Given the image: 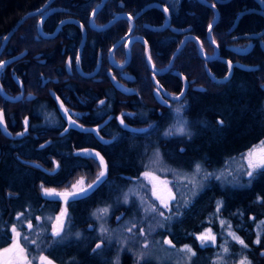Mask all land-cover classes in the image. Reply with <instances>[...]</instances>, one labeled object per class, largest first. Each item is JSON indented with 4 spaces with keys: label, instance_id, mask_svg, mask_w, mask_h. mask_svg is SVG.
I'll list each match as a JSON object with an SVG mask.
<instances>
[{
    "label": "trees",
    "instance_id": "trees-1",
    "mask_svg": "<svg viewBox=\"0 0 264 264\" xmlns=\"http://www.w3.org/2000/svg\"><path fill=\"white\" fill-rule=\"evenodd\" d=\"M48 0H0V44L3 38L12 30L16 24L28 13L35 12L42 8ZM212 2V0H206ZM100 2V0H52L50 6L64 7L70 10L72 15L87 28V23L92 10ZM158 2L168 9L171 24L180 29L189 28V32L199 40L204 55L210 56L214 54V49L207 40L206 31L209 23L214 20V11L204 4L196 0H106L105 4L99 8L93 15L92 21L94 26L99 27L106 24L116 12H125L128 15L136 14L142 7L148 3ZM247 6L256 7L255 0H230L226 3L217 4L218 20L211 29L212 42L218 48L219 58L208 62L202 61L197 52L196 44L193 40L188 39L184 42L183 47L174 57L171 70H177L188 77L199 78L200 82L205 80L204 68L206 67L215 77H222L226 71V65L221 62L225 59L229 62L240 61L252 67V70H241L235 68L232 78L225 84L216 85L208 84L207 95H197L194 100L195 119L206 122L196 131L195 137L186 146V152L183 155H189V159L194 157L207 164L211 160L218 161L223 156L230 153L237 154L244 151L247 147L264 139V55L260 49V44L264 45V34L258 40H254V46L246 56L235 55L229 50L232 46L244 45L245 40H237V36L243 34L258 33L264 28V17L257 13L243 14L232 28L234 19L239 12ZM59 13H54L44 24L43 28L47 31L54 30L58 23ZM164 19L162 11L156 8L147 9L135 21L133 26L134 34L142 36L147 45L151 64L155 69L164 68L167 65L170 56L183 38L181 34H173L168 30L162 32H152L145 28L146 25H159ZM23 22V23H22ZM35 17L30 16L21 21V25L14 30V34H10V41L5 42V46L0 52V57H5L6 49L12 44L13 50L17 49V53L21 49L27 48L28 52L37 49L40 53V59L46 58L47 62H52V66L56 67L62 61L61 50L58 45V39L55 40H36L35 39ZM129 25L126 19H118L104 30L93 31L88 30L91 45L86 48L87 59L90 60L95 55V46H98L106 55L107 50L116 38L126 32ZM75 41L78 38V29L72 27ZM118 32V34H117ZM61 35V34H60ZM77 35V36H76ZM20 36V37H19ZM60 40H67L66 36H59ZM22 44L16 45L15 43ZM94 49V50H93ZM35 52L29 53V58ZM129 61L127 69L140 80L142 84L141 93L150 95L151 80L150 71L147 67L144 46L139 40H134L129 45ZM115 61L124 60V50L122 46L117 47L113 51ZM88 60L87 63H90ZM86 63V65H88ZM24 66H39L38 62L31 59V64L24 63ZM56 65V66H55ZM32 68V69H34ZM33 71V70H31ZM8 73V72H7ZM199 74V77L195 76ZM35 77V76H34ZM162 84L173 88L178 82L176 78L169 73L157 77ZM3 86H8L9 78L0 80ZM11 83V82H10ZM12 84V83H11ZM10 84V87L16 89V85ZM83 90H85L84 87ZM95 90V89H94ZM205 120V121H204ZM223 121V123H218ZM20 123L17 124V129ZM127 137H120V147L112 150V155H107L109 160V175L118 179V175L126 172L135 163L136 154L132 152L133 142L127 144ZM16 144V143H14ZM4 154L0 158V217L5 222L2 226L0 234V248L7 244V229L10 225H16L21 236H28L29 243L27 253L32 254L33 247H38L42 253L52 259H65L67 262L74 264H97L96 259L89 255L91 246L87 245L86 240L71 239L68 242H58L57 237L50 234V229L46 222L38 223L34 216L39 214L42 217L46 214V207L39 208L42 201L40 200L36 188L38 183L54 186L61 185L64 179H51L44 175L42 170L29 165L18 162L15 156L26 157L25 148L19 146L6 149L7 144L0 145ZM117 149V150H115ZM176 150H178L176 148ZM181 156V155H179ZM33 157H41L40 153H35ZM43 158V157H42ZM64 158V153L60 156ZM34 159V158H33ZM45 166L50 167L48 161L45 160ZM118 164V166H114ZM126 164V165H125ZM130 166V167H128ZM65 173H70L72 163L66 164ZM81 169L90 171L92 166L86 164ZM120 177V176H119ZM105 186H100L90 195L73 202L67 214L70 218L69 223L72 226V232L86 231L88 211L98 205L100 202L108 200L109 197H103ZM106 188V187H105ZM107 189V188H106ZM6 194H10L6 196ZM212 196L209 192L203 194L198 200V207L191 209L186 216L183 217L181 225L187 234L183 243L189 245L196 250L201 258V249L195 245L192 238L193 233L200 232L204 227H211L215 231L221 228L220 217L229 220L234 226V231L242 238L247 245L244 251L245 255L253 264H264V170L260 171V175L254 179L252 188L232 195L227 192H219V197L226 200V209L219 212H213L211 206ZM223 200V202H224ZM21 213L20 219H15L17 213ZM54 209L51 213L55 215ZM214 214V215H213ZM222 214V215H220ZM249 216H253V221H249ZM86 217V218H85ZM21 222V223H19ZM31 222L33 227L39 224V229L32 235L28 234L26 223ZM262 223L260 242L256 243L257 236L255 234V225ZM241 223V224H240ZM240 224V225H239ZM238 225V226H237ZM184 235V234H183ZM24 240H22L23 242ZM23 244V243H22ZM24 245V244H23ZM25 246V245H24ZM31 250V252H30ZM100 264V263H98ZM124 264H131L125 260Z\"/></svg>",
    "mask_w": 264,
    "mask_h": 264
},
{
    "label": "rangeland",
    "instance_id": "rangeland-1",
    "mask_svg": "<svg viewBox=\"0 0 264 264\" xmlns=\"http://www.w3.org/2000/svg\"><path fill=\"white\" fill-rule=\"evenodd\" d=\"M15 44L21 45L22 43L17 42ZM250 52L238 56H246ZM236 63L249 66L240 61ZM249 70H252L251 66H249ZM195 76L199 77V74L195 73ZM201 81L204 83L206 79H201ZM92 99L95 100L94 96ZM77 106L84 110L88 104L83 102L81 105V100L72 98V104H70L69 108L74 109ZM262 106L264 108V103ZM9 107L13 108L16 105H10ZM194 107V102H192L191 106H188L186 109L188 115H185L180 109L169 111L170 114L167 113L164 118L169 119V121L163 126L161 132L151 133L150 138L129 141L127 144L130 143V145L133 142L132 152L136 154V160L132 164V167L128 166L130 167L129 169L125 168V173L118 175V179L112 178L110 175L106 176L110 168L107 155H112L114 148H121L119 132L115 131L114 124L110 122L111 118L107 119L104 116L101 118V122L98 123L101 115L113 114L110 108H105V110L103 109L100 112H93L88 117H82L79 121H76V124L81 128H75L76 131H72L66 136L63 132H60L62 135L58 136L59 142L54 141L51 143L42 152L43 154L39 152L41 155L39 157L40 165L37 166L42 169L44 175L49 176L51 179L57 180L67 177L59 186H48L38 183L36 191L42 201L39 208L46 207L47 212L44 217L40 215V212L39 214H35L34 219L38 223L46 222L45 225L48 224L50 234L52 235L53 224L56 223V218L61 215L62 211H66V215L62 217L64 228L61 235L57 238L58 242L60 237V242H68L66 241L68 239H74L75 241L84 239L87 245L93 244L91 246V253L95 252V256L102 264H124L125 260L131 264H239L241 259L244 258L247 259L249 264H253L244 253L246 247H243L229 235V231H231L239 236L233 230L234 226L226 218L220 217L219 220L223 230L215 231L211 227H204L200 232L192 234V238L196 241L195 245L201 249V258H198L199 254L196 253V250L189 243L182 242L185 239V234L188 233H185L183 230L185 228L181 225L182 219L191 209L195 206L198 207V200L203 194L209 192L212 196L213 205L211 208L215 214L220 210H225L227 206L226 200L219 197V192H227L232 195L233 193L250 190L254 179L257 175H260L261 171L258 170L252 177H249L247 175L249 170L248 165L243 158L244 154L254 145H258L261 140L250 145L242 152H238L237 154H234L235 152L230 153L218 161L211 160L212 162L208 163V165L199 159H195L194 157L189 159V155H183L186 152V146L184 145L183 147L180 141L174 143L167 142L171 139H184L185 143H183L189 144L195 137L198 128L207 124L200 121L199 118L195 119L196 113ZM34 110L40 117V120L33 123V128L46 126L57 130L55 127L58 126V118L50 105L38 103L35 105ZM181 127L185 130L183 134L179 132V128ZM103 132L109 133L111 140L104 138ZM50 134L54 135L58 133L50 131ZM91 134L96 135V140L99 139L104 144L109 143L105 144L107 146L100 148L90 146L95 141ZM160 139L162 142H159ZM177 143H179L178 147ZM15 146H19L21 149L25 148L27 152L26 156H33L35 154L33 150L31 151V145H27L23 141L13 144V147ZM83 149L85 150L81 151ZM51 151L56 152L57 156H54ZM62 153H64L63 159L60 158ZM96 153H99L100 157H103L104 163L107 166V172L86 194L69 197L67 202L60 196H48L44 194L45 188L54 189L60 193L71 191L73 190L72 185L81 177L84 178V186L91 184L100 171V158L95 155ZM45 160L49 161L50 167L44 165L46 164ZM68 163H72V167L69 170L70 173L66 174L67 167L65 168L64 166ZM28 164L36 165L33 162H29ZM86 164L91 165L92 170L81 169ZM197 165L200 166L199 172L196 171ZM114 166H118V164ZM145 172H149L151 175L146 178ZM152 177L158 179H153ZM154 185L156 194L161 199L167 200L169 193L175 197L174 200L167 201L168 207L162 206L161 200L157 199L156 195H153ZM100 186L107 188L104 187L105 190L102 196H108L109 199L100 202L88 211L87 218H89V222H87L86 231L72 232L73 228L72 226L70 227L71 224L68 220L70 218L67 217L70 205L90 195ZM78 190L79 186L75 191ZM9 195L6 194V196ZM104 208H107L108 211L106 214H101L99 210ZM54 209L56 213L52 215L51 213ZM20 215L22 214L19 212L14 218L16 219ZM249 219L252 222L253 216H249ZM222 221L224 222L223 224L221 223ZM4 222L5 220L0 217V234H2L1 231H4L2 230ZM26 224L28 228V223ZM263 224L258 222L255 225L256 236L260 234ZM228 225H231V228ZM39 227V224H37L32 229L28 228V234L33 236V233L37 232ZM11 229L10 244L0 250L12 245L13 233ZM206 229H211L212 234L215 236L214 243L209 241L202 244L196 238L199 234L204 233ZM94 239L95 243H93ZM240 239L242 238L240 237ZM31 240L29 242H20L21 246L26 248V254ZM166 241H171V244L166 243ZM97 244H100L101 247L97 248ZM185 245L192 249L191 253L184 250ZM225 247L228 248L227 253L224 252ZM33 252L39 255L43 254L36 246L33 247ZM8 255L11 257L19 255V253L14 251ZM260 255H264V252H260ZM36 262L39 264V257ZM53 264L56 263L53 262Z\"/></svg>",
    "mask_w": 264,
    "mask_h": 264
},
{
    "label": "flooded vegetation",
    "instance_id": "flooded-vegetation-1",
    "mask_svg": "<svg viewBox=\"0 0 264 264\" xmlns=\"http://www.w3.org/2000/svg\"><path fill=\"white\" fill-rule=\"evenodd\" d=\"M101 1L102 0H100V2ZM201 1L211 6L215 4L214 9L206 5L207 7H209L210 9L214 11V14H216L215 10L217 11L216 5L222 4V3L216 2V0H212V2H208L206 0H201ZM220 1L228 2L230 0H220ZM255 1H256V7L253 8V6H247L246 8L244 7L240 12L244 10H250V9L260 10L264 12V3H259L258 0H255ZM105 2L106 0L104 1V4ZM226 2H223V3H226ZM261 4L263 5V7L261 6ZM55 7L57 6H50L49 4L45 7V9L41 11L40 14H37L34 16L35 21H36L35 22V30H36L35 39L38 41L39 40L51 41V40H55L59 38L58 45H60L59 48L61 50V55H62L61 63L58 64L57 66L55 65L56 67L52 66V62L46 63V58L45 60L40 59V57L42 56L41 52L38 53L39 51L35 49L32 51V52H35V54L31 55V59H34L35 61H37L39 66H37L36 69L34 67H31V65L30 66L28 65L26 67L23 64L24 63L31 64V59L29 58L28 55L29 53H32V52H28L27 48H25V49H21V51L19 52V53L24 54L20 59H17L16 61L4 66L3 68H0V80L4 78L7 79V77L9 78L8 86H3L0 82V86L4 93V97L0 95V112H2L3 114V121H4V126L6 129V135H4L0 129V145L7 144L6 149H9V148L11 149V146L14 143L17 144V142L23 141L27 145H31V151L33 150L37 154H39V152L43 154L42 152H44L51 145V143H53L54 141L59 142L58 136L62 135L60 134V132H63V134L66 136L72 131H76L75 128L80 129L78 128L79 126L76 124L77 123L76 121H79L82 117L90 116L91 113L93 112H100L103 109L105 110V108H110L113 114L112 115L110 114L101 115L100 119L98 120V123L101 122V118L104 116L107 119L111 118L110 122L114 124L115 131L119 132L120 137H123V136L127 137L129 141L141 140L143 138H150L151 133L152 134L159 133L162 131L163 126L169 121V119H164L167 113L170 114L169 111L180 109V111H183L185 115H188L186 109L188 108V106H191L192 102H194L197 95H203V96L207 95V97L210 96V93L202 94V93L208 92L209 83H214L216 85H222V84L227 83L232 78V75H231V77L226 82L220 83V84L215 83L208 78L205 72V68H206L205 67L204 73L206 76L205 77L206 82L201 83L199 78L188 77L187 75L185 76L177 70H171L174 57L179 52V50L183 47L184 42L191 38H188V37L185 38L182 46L180 47L178 52L174 55L175 51L180 46L182 39L187 35L193 36L189 32V28H187V30H184L183 33H180L183 38L180 40V43L174 50L173 54L170 56L167 65L164 66V68L156 70L151 64L149 53H148V45L145 39L140 35L134 34L133 32L134 21L139 17L137 16L138 12L134 14L133 16L128 15L125 12L114 13L112 18L108 21V22L111 21L108 26H110L112 23H114L118 19H126L129 25L128 29L126 30L124 34H122L121 36H119L118 38L114 40L110 48L107 50L106 55L98 46H95V50L93 49L95 52V55L90 60H88L87 54H86V48H88V46L91 45V41H90L91 39L89 38V32H87V28L88 30L89 29L92 30L89 27V21L87 23V28H86L76 18L75 15L71 14L70 10H67L64 7H58V8H62L63 9L62 11L52 12L51 14H49L44 19L41 25V30L47 34L51 33L53 30L47 31L45 30V28H43V26L44 24H47V20L49 19V17H51L54 13H59L58 23L60 21L70 20V19L74 20L75 22H78L80 26L84 28V39L82 37L83 30L80 28V26H77L74 23L63 24L61 28L59 29L56 37H54L53 39H43L39 37L37 33V29H36L39 18L46 11H48L51 8H55ZM129 16L132 17V21H133L132 27H131V23L129 20ZM235 19H234V22H235ZM163 21L159 25H161ZM234 22H233L232 28L235 27L236 25V24L234 25ZM22 23H20V25ZM159 25H151V26H159ZM147 26L148 25L145 26L146 29H148ZM72 27H75L78 29L79 36L76 39V41H75V37L73 36L74 34L72 32ZM170 28H176L171 24V21H170L169 27L162 31L168 30L169 32L173 34H177V33L172 32ZM93 31H97V30H93ZM150 31L162 32V31H153V30H150ZM12 34H14V32ZM263 34L261 35V37L263 36ZM11 35L7 38L6 41L8 40L10 41ZM244 35H247V34H243L239 36H244ZM59 36H64V37L66 36L67 40L64 42V40L62 39L60 40ZM210 36H211V31H210ZM133 37H140L144 39V42L147 45L148 58H149L152 68L157 72H161L158 75L153 74L148 66V63L146 62L147 67L150 71V80L152 84V87H151L152 89H151L149 96L147 94L141 93V89L143 87H142L140 80H138L136 76L127 69V64H128L129 55H130L129 45L131 42H133L134 40H139L144 46V54H145L144 42H142L140 39H137V38L133 39ZM259 38L254 39V40H258ZM239 39L242 41L245 40L244 45L240 44L239 47L237 46L239 49H243V48H246L248 45H251V48L249 51L252 50L254 46V40L251 41V40H248L247 38H239ZM199 45H200L201 52L204 54L200 42H199ZM11 46L12 44H10L8 49H6L5 51L7 55L5 57H0V61L7 59L9 57H12L16 54H19L17 53L18 51L11 49L12 48ZM120 46H122L124 50V60L120 61V63H116L117 61L115 62V59L113 57V51L117 47H120ZM78 49H81V50H78ZM211 56L212 55H210L209 57ZM77 58H79L78 61H77ZM86 60H88L90 63H87ZM86 63L88 65H86ZM231 63H236V62H231ZM44 64L45 66H43ZM167 67L168 69L165 71ZM234 69L235 68H233V70ZM167 73L174 76L178 82V84L173 88L167 86L166 84H163V83L161 84L157 79V77L162 76ZM177 73L181 74L186 79L187 89L184 95L181 96L179 99H173V97L178 96L183 90L182 89L183 83H182L181 77L178 76ZM232 74H233V71H232ZM10 82L14 85V87L16 85V89H13L12 87H10V84H11ZM156 84L159 87H157ZM81 87H84L85 90H83V88ZM93 96L95 100L92 99ZM72 98L78 99L79 101L81 100V105L83 104V102H85L86 104H88L87 108L84 110H82L78 106L77 108H74V109L69 108L70 104H72ZM101 101H103V103H101ZM38 103L48 104L52 107V109L54 110L58 118V126L55 127L57 128V130L51 129L52 127H46V126H42L40 128H33V123L39 122L40 120V117L35 113V110H34L35 105ZM59 104L63 105L64 110H67L68 117H70L71 121H74L75 122L74 124L77 125L78 127L73 126V123L70 122V119L66 120L62 117L58 109ZM10 105H16V107L10 108L9 107ZM121 120H123V123H121ZM18 122L20 123V127L17 129ZM50 131H56V133L58 134L52 135L50 134ZM99 133H101V131H99ZM92 136L95 141H93L90 146L100 148V147L107 146L105 144L109 143L108 142L104 144L99 139L96 140V135H92ZM103 137L108 140H111V136L109 135V133L103 132ZM179 141L183 144L184 139H174V140L171 139L167 142L174 143V142H179ZM159 142H162L161 139ZM178 145L179 143H177V147ZM85 149L81 151H84ZM4 152L5 150L3 151L0 146V158L4 154ZM51 153L54 156H57L56 152L51 151ZM15 157H16L15 159L22 164L30 165L28 163L33 162L36 165H30V166L39 168L37 166V165H40L38 157H33V156L21 157L19 155ZM106 172H107V168H106ZM108 176H109V172L106 177ZM12 227L13 226L10 225L7 229V233L9 236L6 238L7 244L5 246L9 245L11 242L10 229ZM26 229L28 228L26 227ZM17 231L19 230L17 229ZM2 240L3 238L0 239V241ZM22 240L23 239L21 236L20 242H22ZM70 240L71 239H68L66 241H70ZM59 241H61V237L59 238ZM95 242L96 241L94 239L93 243ZM26 255L27 257H29V259L32 260L33 262L32 264H37L36 260L40 256L39 254L27 253ZM89 255L92 256V258L96 259L95 263L102 264L99 261V259L95 256L96 255L95 252L91 253L90 251ZM48 258L56 264H74V263L67 262L65 259L61 261L60 258H55V259H52L50 257Z\"/></svg>",
    "mask_w": 264,
    "mask_h": 264
},
{
    "label": "snow or ice",
    "instance_id": "snow-or-ice-1",
    "mask_svg": "<svg viewBox=\"0 0 264 264\" xmlns=\"http://www.w3.org/2000/svg\"><path fill=\"white\" fill-rule=\"evenodd\" d=\"M262 3H264V0H261ZM212 7H215V4L212 5ZM39 11V10H38ZM96 9L93 10V14H95ZM165 12L168 11L167 8L164 9ZM132 17L129 16V20H131ZM212 28V24L209 23V30L211 31ZM79 60V58H77V61ZM5 62L0 61V67L3 66ZM229 66L231 67V64L229 62ZM101 103H103V101H101ZM61 107H63V105H61ZM65 114L67 115V110H65ZM70 122L71 123H75L74 121H71V118L69 117ZM26 122V121H25ZM0 123H3L2 117H0ZM121 123H123V120H121ZM219 123H223V121H219ZM184 128L181 127L179 128V132L181 134L184 133ZM171 134V133H168ZM97 157L100 158V171L98 172L95 180L91 183V184H87L85 185V181L84 178L81 177L75 184L72 185V189L71 191H65L63 193L60 192H56L54 189H44V194L48 195V196H60L62 197L65 202L68 201L69 197H76L78 195L81 194H86L87 191L91 188H93V186L99 182L106 173V165L104 163L103 157H100L99 153L95 154ZM248 165V172L247 175L249 177H252L258 170H264V140H261L260 143L258 145H254L252 148L249 149V151L247 153L244 154L243 157ZM196 171L199 172L200 171V166L197 165L196 167ZM145 177H149L151 174L149 172H145L144 173ZM153 179H158L156 177H152ZM163 183H167V182H163ZM79 186V190L75 191V189H77V187ZM153 195H156L157 199L161 200V204L164 207H168V200H174L175 197L171 195V193H169V196L167 198V200L161 199L155 191V185L153 186ZM218 209H219V202H218ZM101 214H106L108 209L104 208V209H100L99 210ZM66 215V211H62L61 215L58 216L56 218V223L53 224V232L52 235L54 237H58L61 235V232L63 231L64 228V222L62 217ZM161 215H163L161 213ZM17 219H20V216L17 217ZM222 224L224 223L223 221L221 222ZM264 223V222H262ZM33 225L31 224V222L28 223V228L32 229ZM229 228H231V225H228ZM12 233H13V242L12 245L8 248H4L2 250H0V264H32V261L30 259H28L27 255H26V248L21 246V233L19 231H17V227L16 225H13L12 227ZM103 231V229H102ZM229 235L232 236V238L234 240H236L237 242H239L243 247H247V245L244 243V241L242 239H240L239 236H237L235 233L229 231ZM198 240L201 241V243H206V242H215V236L212 234L211 229H206L204 233L199 234L196 237ZM22 239L24 241H28V236H23ZM256 243L260 242V236L259 234L257 235V240L255 241ZM31 243H35V241H31ZM166 243L171 244V241H166ZM97 248H100L101 245L97 244L96 245ZM185 251L191 253L192 249L189 248L187 245H185ZM14 251L18 252L19 255L16 256H9V253H13ZM95 251V250H94ZM224 252L227 253L228 252V248L225 247L224 248ZM39 264H53V262L45 255L41 254L39 256ZM239 264H249V262L247 261L246 258L241 259V261L239 262Z\"/></svg>",
    "mask_w": 264,
    "mask_h": 264
},
{
    "label": "water",
    "instance_id": "water-1",
    "mask_svg": "<svg viewBox=\"0 0 264 264\" xmlns=\"http://www.w3.org/2000/svg\"><path fill=\"white\" fill-rule=\"evenodd\" d=\"M51 1H52V0H48V1L46 2V4H45L42 8L39 9V11L37 10V11H35V12H31V13H28V14H26L25 16H23V18H21V20L16 24V26H15L12 30H10L9 33L3 38L2 42H1V45H0V52L2 51V48H3L4 43L6 42L7 38L10 36L11 33L14 32V30L18 27V25L21 23V21H23V20L26 19L27 17L35 16V15H37V14H40L41 11H42L43 9H45V7H46L47 5H49V3H50ZM104 1H105V0H102L100 3H98V4L95 6L94 9H96V11H97L99 8H101V6L104 4ZM198 1L201 2V3H203V4H205V5H207V6H209V7H211L212 9H214V7H212L211 5L205 3V2H203V1H201V0H198ZM216 2H218V3H223V2H226V1H222V2H221L220 0H216ZM258 2H259V3H262L260 0H258ZM261 6L263 7L262 4H261ZM151 8H156V9H159L160 11H162V13H163V15H164V21H163V23H162L161 25H159V26H151V25H148L147 28L150 29V30H153V31H162V30L168 28L169 25H170V15H169V12H168V11H167V12L164 11L165 7H164L163 5H161L160 3L152 2V3H150V4L146 5V6H144L140 11H138L137 16H140L144 11H146L147 9H151ZM94 9H93V10H94ZM62 10H63L62 8H58V7L51 8V9H49L48 11H46V12H45V13L39 18V20H38V22H37V27H36V29H37V33H38L39 37H41V38H43V39H53V38L56 37V35L58 34V31H59V29L61 28V26H62L63 24H65V23H74L75 25L80 26V24H79L78 22H75L74 20H71V19H70V20H63V21H60V22L57 24V26L55 27V29H54L51 33H49V34L44 33V32L41 30V25H42L44 19H45L49 14H51L52 12H57V11H62ZM93 10H92V12H91V14H90V17H89V20H88V21H89V27H90L92 30H97V31H100V30H102V29H105V28L110 24L111 21L108 22L107 24L103 25V26L95 27V26L93 25V23H92V18H93V15H94V14H93ZM96 11H95V12H96ZM215 12H216V18H215V20L212 21V23H211V24H212V27H213V25L216 23V21H217V19H218V13H217L216 10H215ZM246 13H257V14H260V15L264 16V12H263V11H260V10H253V9H250V10H244V11L240 12V13L237 15V17H236V19H235V22H234V25L236 24V22L238 21V19H239L243 14H246ZM130 23H131V27H132V26H133V21H132V19L130 20ZM80 28L83 30V31H82V37H83V39H84V28L81 27V26H80ZM170 30H171L172 32H174V33L180 34V33H183L184 30H187V29H180V28H177V29H176V28H170ZM263 33H264V29H263L261 32L256 33V34H247V35H244V36H239V37H237V39H239V38H247V39H251V40H253V39H256V38L261 37V35H262ZM206 34H207L206 36H207V40H208V42L211 44V46H212L213 49H214V54H213L211 57H209V56H205V55L201 52V49H200V45H199L198 40H197L195 37L191 36V35H187V36H185V37L182 39V42H181L180 46L177 48V50L175 51L174 55L178 52V50H179L180 47L182 46V44H183L185 38L188 37V38H191V39L194 40V42H195V44H196V46H197V50H198L199 57H200L203 61L208 62V61H211V60H215V59H217L218 56H219V54H218V48L216 47V45H215V44L212 42V40H211L209 27H208V29H207V33H206ZM134 38L140 39L142 42H144V39H142V38H140V37H133V39H134ZM82 41H83V40H82ZM82 41H81V42H82ZM144 44H145V42H144ZM127 45H128V43H127ZM80 47H81V46H80ZM250 48H251V45H248L246 48H243V49H239V48L233 47V48H230V50H231L234 54H236V55H244V54H246V53L250 50ZM78 50H81V49H78ZM261 50H262V52H263V54H264V46H263V45H261ZM23 55H24L23 53H19V54H16V55L12 56V57H9V58H7V59L2 60V62H5V63L3 64L2 67L6 66V65H8V64H10V63H12V62H14V61H16L17 59H20ZM174 55H173V56H174ZM145 58H146V62L148 63V66H149L151 72H152L153 74H156V75L160 74L161 72H157V71H155V70L152 68L151 64H150V61H149V58H148L147 45H146V44H145ZM221 62H223V63L226 65V68H227V72H226V74H225L223 77H220V78H219V77H214V76L209 72V70H208L207 68H205V72H206L208 78H209L210 80H212L213 82L218 83V84L226 82V81L231 77V75H232V71H233V68H238V69L246 70V71L249 70V66L247 67V66L242 65V64H239V63H231V62H230V64H231V67H230V66H229V61H227V60H225V59H222ZM2 67H0V68H2ZM168 67H169V66H168ZM168 67L165 69V71L168 69ZM177 75L181 77V80H182V83H183V88H182L183 90L181 91V93H180L178 96L173 97V99H179L181 96L184 95V93H185V91H186V89H187L186 79H185L181 74H179V73H177ZM156 86L159 87L157 84H156ZM0 95L4 97V93H3V91H2L1 86H0ZM58 109H59L60 114L62 115V117H63L64 119H66V120H69V117H68V115L65 114V110H64L63 107H61V104L58 105ZM0 117H2V120H3V114H2V112H0ZM73 126L78 127V126L75 125L74 123H73ZM78 128H81V127H78ZM0 129H1L2 133H3L4 135H6V129H5V126H4V121H3V123H0Z\"/></svg>",
    "mask_w": 264,
    "mask_h": 264
},
{
    "label": "bare ground",
    "instance_id": "bare-ground-1",
    "mask_svg": "<svg viewBox=\"0 0 264 264\" xmlns=\"http://www.w3.org/2000/svg\"><path fill=\"white\" fill-rule=\"evenodd\" d=\"M219 16V15H218ZM215 18H216V14H214V20H215ZM213 20V21H214ZM218 20V19H217ZM217 22V21H216ZM214 26V25H213ZM253 34H256V33H253ZM248 40H251V39H248ZM254 40V39H253ZM252 41V40H251ZM1 45V44H0ZM261 45H263V44H260V49H261ZM264 46V45H263ZM233 47H236V48H238L239 47V45H238V47L237 46H232V47H230V48H233ZM230 48H229V50H230ZM231 51V50H230ZM236 55V54H235Z\"/></svg>",
    "mask_w": 264,
    "mask_h": 264
}]
</instances>
